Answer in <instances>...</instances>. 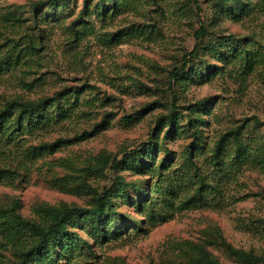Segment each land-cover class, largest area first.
I'll return each instance as SVG.
<instances>
[{"label":"rangeland","instance_id":"rangeland-1","mask_svg":"<svg viewBox=\"0 0 264 264\" xmlns=\"http://www.w3.org/2000/svg\"><path fill=\"white\" fill-rule=\"evenodd\" d=\"M32 1L0 0V109L58 99L42 123L0 138V167L10 169L0 175V208L16 201L22 216L37 218L38 206L91 205L105 188L131 181L144 179L150 189L156 173L129 168L123 156L137 154L156 171L161 162L184 163L189 132L164 134L168 124L158 120L174 110L184 124L193 111L202 145L239 130L252 146L248 161L220 176L199 153L198 179L191 171L178 198L204 182L205 203L154 224L136 209L143 197L113 194L116 213L107 215L102 241L79 222L68 225L86 242L79 238L72 260L60 264H208L201 248L219 264H264V150L254 149L264 144V0H139L103 15L91 6L81 26L82 0L41 8L37 21ZM195 44L197 55H188ZM244 47L255 54L252 70L239 68ZM184 54L187 74L172 84L169 72ZM57 138L66 141L52 151H28ZM15 248L0 244V264L18 260Z\"/></svg>","mask_w":264,"mask_h":264},{"label":"trees","instance_id":"trees-1","mask_svg":"<svg viewBox=\"0 0 264 264\" xmlns=\"http://www.w3.org/2000/svg\"><path fill=\"white\" fill-rule=\"evenodd\" d=\"M69 0H34L30 3L29 9L32 11L34 21L39 19L38 10L44 7L48 9H57L58 5L64 4ZM139 0H82V6L79 9L76 18L78 25L87 22L88 10L94 6V10L102 15L108 9H112L113 13H117L122 7L134 6ZM218 3H227L229 0H211ZM241 6L240 9H244ZM202 33L204 28L200 26ZM76 33H79L78 28H74ZM201 32V31H200ZM199 36H197L198 38ZM18 44H16L17 46ZM198 46L192 48L188 55L196 56ZM239 68L242 70H252L254 67L255 54L244 47V54H238ZM183 61L180 66L173 67L169 72V80L173 82L179 81L187 74L189 58L187 54L183 55ZM260 61V60H259ZM243 71V73H244ZM57 96L44 97L38 100H12L7 102L0 109V138L13 136L16 132L22 130L24 126L38 125L48 116L46 110L53 101L57 100ZM194 112L186 114L184 124L179 123V117L174 110L159 118L161 123H167L168 127L164 134L170 131L177 133L178 131L189 132L191 140L186 145V158L184 163L170 166L169 164L159 163V168L156 171L154 162L144 164L138 159L137 154L125 155L126 163L129 168H132L140 173H156L153 177L154 184L150 189L146 188V180L131 181L125 186L116 188H105L102 192L93 196L91 205L81 206L76 204L61 203L58 205H41L38 206V217H24L18 211V204L14 201L9 208H0V244L8 245V247H16L15 254L18 260L14 264H60V259L65 256L67 263L71 252L78 248L79 238L84 242L86 239L82 237L76 230L71 231L69 226L74 222H79L82 227H86V232L96 237L98 241H102L106 231L104 224L107 222V215L114 214V202L112 195H119L121 198L128 196V189L134 195L143 197L141 201L137 200V211L142 213L144 220L152 224L166 220L173 216L175 208L198 207L205 203L204 197L209 193L208 183L201 184L195 188L194 192L184 198H178V193L181 191L180 186L186 185L189 181V173L195 179H198L199 165L197 164L198 154L204 153V160L208 164L213 165V171L218 172L220 176H227L233 170L237 169L239 164H242L252 156L251 145L246 143L244 137L239 133V130L233 132L222 133L213 145L201 144L202 120L200 116L194 115ZM180 128L182 130H180ZM66 141V138H57L53 141H40L37 144H30L28 151L32 155H38L41 151H52L59 143ZM151 141V140H150ZM147 147V146H146ZM149 157L153 158L154 148H150ZM254 149L264 150V144L256 143ZM142 155V154H141ZM258 155L253 156V160L258 159ZM260 161L263 158L259 157ZM122 163L121 159L113 158L112 162ZM10 169L0 167V175L8 173ZM7 175V174H6ZM192 176H190L192 183ZM185 179V181H184ZM197 181L194 182V184ZM193 184V183H192ZM205 185V186H204ZM207 185V186H206ZM129 187V188H128ZM114 189V190H113ZM155 192L157 197L153 198L151 193ZM177 201V203H176ZM117 214H119L117 212ZM80 219V220H79ZM141 229L142 222L139 225ZM136 230V229H135ZM71 231V233H70ZM222 241L225 239L220 235ZM59 249L58 254L57 250ZM204 260L208 264H219L214 260L209 253L201 248ZM247 258V256H245ZM250 260L258 259L255 256H249Z\"/></svg>","mask_w":264,"mask_h":264}]
</instances>
